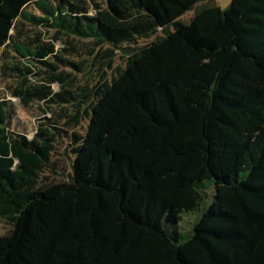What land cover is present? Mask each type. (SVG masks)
Instances as JSON below:
<instances>
[{
  "label": "trees",
  "instance_id": "obj_1",
  "mask_svg": "<svg viewBox=\"0 0 264 264\" xmlns=\"http://www.w3.org/2000/svg\"><path fill=\"white\" fill-rule=\"evenodd\" d=\"M203 1L0 0V77L44 117L0 99V264H264V0L183 22Z\"/></svg>",
  "mask_w": 264,
  "mask_h": 264
},
{
  "label": "rangeland",
  "instance_id": "obj_2",
  "mask_svg": "<svg viewBox=\"0 0 264 264\" xmlns=\"http://www.w3.org/2000/svg\"><path fill=\"white\" fill-rule=\"evenodd\" d=\"M232 0H205L199 4H197L193 10L187 12L182 18L183 22H188L191 17L195 14L196 9L202 7L203 5L206 4H216L219 5L220 7L224 8L227 7ZM30 8H33V5L30 6ZM52 31L50 33L46 34V39L50 38L52 35ZM65 38V37H64ZM56 49L61 50V48L64 46V40L56 42ZM104 48V47H103ZM102 48V49H103ZM99 52L97 50L96 56L93 55H88L85 54L83 56L79 57H74L76 60L79 59H84L86 62L84 63L85 66V71H83L82 74L78 75V82L80 85H89L92 86L93 84L96 83L99 73H98V67L103 66L104 70H106V78H110V70L105 67V62L101 65V59L97 60L99 57ZM14 55L13 53H10ZM124 55L123 50H116V57L114 58V64H117L121 61L122 56ZM0 64H1V59H0ZM113 64V65H114ZM31 81L35 83H39L43 81V75L37 76V75H32L31 76ZM15 80L13 78L8 77H0V99H8L15 107L16 114L13 119V126L14 128L21 130V132L27 134L29 137H32L33 134L36 131L37 124L40 120L44 119L42 113H41V107L39 108L36 103L32 104L29 108H25L22 106L21 102L16 98L8 94L7 90V85L13 84ZM59 84L55 83L52 85L53 91H58L59 90ZM59 108V107H57ZM70 110L69 112H72L71 110L72 107H68ZM46 116H50V113H48ZM52 117V116H50ZM83 123L85 125L86 123V118L83 117ZM69 139L64 136V133L61 134V136L58 137V142H56V152L54 154V157H52V161L56 163L55 167L49 168V171L46 172V175H48V181H58V180H69L73 167H72V155L69 150ZM199 218L198 213H186L183 215L181 225L186 229L189 230L192 228L194 222L196 219ZM7 229H0V232H6Z\"/></svg>",
  "mask_w": 264,
  "mask_h": 264
},
{
  "label": "crops",
  "instance_id": "obj_3",
  "mask_svg": "<svg viewBox=\"0 0 264 264\" xmlns=\"http://www.w3.org/2000/svg\"><path fill=\"white\" fill-rule=\"evenodd\" d=\"M206 5H209V4H206ZM212 5H216V4H212ZM216 6H219V5H216Z\"/></svg>",
  "mask_w": 264,
  "mask_h": 264
}]
</instances>
